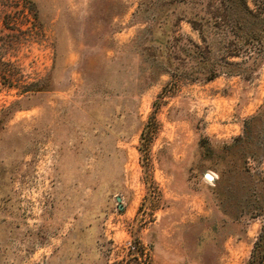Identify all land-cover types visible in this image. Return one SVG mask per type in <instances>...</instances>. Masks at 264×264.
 I'll use <instances>...</instances> for the list:
<instances>
[{"label":"rangeland","instance_id":"rangeland-1","mask_svg":"<svg viewBox=\"0 0 264 264\" xmlns=\"http://www.w3.org/2000/svg\"><path fill=\"white\" fill-rule=\"evenodd\" d=\"M263 227L264 0H0V264H248Z\"/></svg>","mask_w":264,"mask_h":264},{"label":"trees","instance_id":"trees-1","mask_svg":"<svg viewBox=\"0 0 264 264\" xmlns=\"http://www.w3.org/2000/svg\"><path fill=\"white\" fill-rule=\"evenodd\" d=\"M244 1V0H243ZM3 81H5V76H1ZM9 86V85H8ZM21 93H26V92H37V90L33 87L29 88H20ZM262 253V256L260 255ZM263 264L264 263V227L262 229V233L256 243L254 244V248L252 251L251 259L248 264Z\"/></svg>","mask_w":264,"mask_h":264},{"label":"water","instance_id":"water-1","mask_svg":"<svg viewBox=\"0 0 264 264\" xmlns=\"http://www.w3.org/2000/svg\"><path fill=\"white\" fill-rule=\"evenodd\" d=\"M205 178L208 179V180H211V176L210 175H205ZM120 201V198H117V202Z\"/></svg>","mask_w":264,"mask_h":264}]
</instances>
